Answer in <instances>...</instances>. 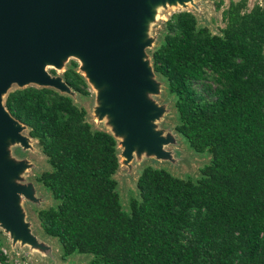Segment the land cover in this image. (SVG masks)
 Returning a JSON list of instances; mask_svg holds the SVG:
<instances>
[{
	"label": "trees",
	"instance_id": "trees-1",
	"mask_svg": "<svg viewBox=\"0 0 264 264\" xmlns=\"http://www.w3.org/2000/svg\"><path fill=\"white\" fill-rule=\"evenodd\" d=\"M212 33L188 10L163 23L150 50L154 73L176 111L175 131L209 163L197 178L144 166L138 197L122 208L114 177L118 142L72 96L28 85L4 97L50 166L37 176L54 204L37 210L63 257L92 264H264V6L231 1ZM50 73L55 74L51 69ZM61 77L76 93L88 83L70 59ZM4 237L0 230V260Z\"/></svg>",
	"mask_w": 264,
	"mask_h": 264
},
{
	"label": "water",
	"instance_id": "water-1",
	"mask_svg": "<svg viewBox=\"0 0 264 264\" xmlns=\"http://www.w3.org/2000/svg\"><path fill=\"white\" fill-rule=\"evenodd\" d=\"M188 1L0 0V222L14 239L33 242L17 205L22 187L10 179L19 165L2 163L4 140H18L26 149L33 138L20 134L27 126L4 105L10 85L23 88L37 83L61 93L73 91L61 76L46 72L44 65L57 67L62 55L78 51L86 59L90 80L108 86L106 97L112 105L108 113L114 127L110 132L115 138L123 133L128 151L136 142L151 151L162 143L151 124L159 112L145 99V91L154 88L149 75L155 73L152 63L148 66L143 59L139 38L154 3L186 5Z\"/></svg>",
	"mask_w": 264,
	"mask_h": 264
},
{
	"label": "rangeland",
	"instance_id": "rangeland-1",
	"mask_svg": "<svg viewBox=\"0 0 264 264\" xmlns=\"http://www.w3.org/2000/svg\"><path fill=\"white\" fill-rule=\"evenodd\" d=\"M231 1L239 0H189L186 5L169 4V2L154 3L152 15L144 22L139 38L144 45L145 62L151 66L150 50L161 40L163 23L173 12L191 11L196 15L200 25L207 26L212 33H220L224 27L222 11ZM246 1L248 9L255 4L264 6V0ZM70 59L78 62V70L86 76L89 94L81 95L71 90H63V92L72 96L79 106L86 109L87 118L95 127L108 131L114 130L112 115L108 113L109 108L112 107L106 97L108 86L104 83L96 84L90 80L85 57L78 51H74L62 55L57 67L52 63H46L44 70L51 76L59 77ZM51 69L55 70V74L50 73ZM149 78L154 88L145 91V99L153 103L156 106L155 110L159 112L157 118L151 120V124L162 143L150 151L136 142L128 151L125 148L123 133L116 136L120 165L114 177L117 180L116 189L122 208L126 211H129L130 199L138 197L136 180L144 166L161 167L182 178H197L200 175V168L209 163L211 158L208 151L196 152L191 149L187 140L175 131L176 111L173 98L167 93L165 84L156 74L149 75ZM27 85L38 84L28 83L23 86ZM17 87L20 86L12 83L8 91ZM20 134L28 136V130L21 128ZM4 144L6 154L2 163L19 165L18 173L10 179L22 187L18 192L17 205L22 221L33 237V242L14 239L0 222V230L4 237L2 252L5 256V260H0V264H92L94 255L90 252H74L63 257L58 241L45 234L39 224L37 210L54 204V201L36 179L41 172L50 168L37 140L31 139V146L26 149L21 147L18 140L11 138H6Z\"/></svg>",
	"mask_w": 264,
	"mask_h": 264
}]
</instances>
